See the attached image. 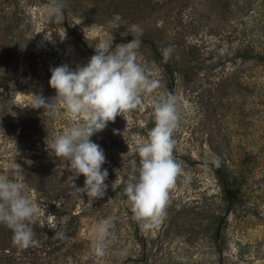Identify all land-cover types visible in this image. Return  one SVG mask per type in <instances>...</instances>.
Instances as JSON below:
<instances>
[{"label":"rangeland","instance_id":"1","mask_svg":"<svg viewBox=\"0 0 264 264\" xmlns=\"http://www.w3.org/2000/svg\"><path fill=\"white\" fill-rule=\"evenodd\" d=\"M148 1L134 7L131 0H56L57 14L54 0H0V58L4 42L12 40L29 39L33 53L15 75L16 109L0 111V177L12 178L14 164L23 168L38 210L29 226L39 241L18 247L12 230L0 224V264H264V59L257 56L264 57V8L255 11L264 2L151 0L149 7ZM133 38L155 43L141 40L137 62L160 87L144 97L142 108L117 116L91 137L105 152L102 168L109 175L105 196L90 204L73 186L82 188L85 177L75 179L67 161L47 150V138L74 121L43 115L32 102L34 95L55 97L50 69L86 65L96 50ZM168 47L171 92L170 74L155 52L162 56ZM169 93L180 118L173 156L182 172L159 222L146 229L124 188L133 162L139 163L137 146L155 126L153 105ZM214 166L230 179L232 206ZM102 222L105 254L97 256Z\"/></svg>","mask_w":264,"mask_h":264},{"label":"clouds","instance_id":"2","mask_svg":"<svg viewBox=\"0 0 264 264\" xmlns=\"http://www.w3.org/2000/svg\"><path fill=\"white\" fill-rule=\"evenodd\" d=\"M51 11L61 12L56 0ZM130 30L136 33L137 26L132 25ZM141 43L140 39L133 38L112 50H96L86 65H77L75 69L67 64L54 67L50 69L49 85L55 90V97L34 95L33 109H43V115L54 118L65 115L74 121L64 132L47 138V150L67 161L75 179L85 177L82 188L73 186L87 195L90 204L105 196L108 190L105 181L109 175L108 170L102 168L106 162L105 152L91 137L105 130L117 116L142 108L144 97L160 87V81L150 78L137 62L136 50ZM172 52L171 47L163 50L164 62ZM153 109L155 126L148 131L147 141L137 146L139 163L133 162L134 171L124 188L134 217L144 221L146 229L159 222L168 190L182 172L181 163L173 156V134L180 119L176 97L171 93L161 96ZM117 133L118 130H114V134ZM13 169L12 178L0 177V224L12 230V241L18 247L38 246L39 241L34 239L29 226L37 216V206L24 182L23 168L17 163ZM107 231L103 222L97 228L98 243L94 247L97 256L105 254L103 241Z\"/></svg>","mask_w":264,"mask_h":264},{"label":"trees","instance_id":"3","mask_svg":"<svg viewBox=\"0 0 264 264\" xmlns=\"http://www.w3.org/2000/svg\"><path fill=\"white\" fill-rule=\"evenodd\" d=\"M127 1L128 0H126V2ZM148 2H149V7L153 5L151 0H149ZM262 2H264V0ZM142 3H143V0H131V2H129V5H134L135 7L136 5L141 6ZM263 8H264L263 5H259L258 9L255 11H258L259 13H261ZM141 10H142L141 8H138V11L142 13L145 12L144 10L142 11ZM9 30H12V28L8 29L7 31ZM10 35H14V34H10ZM142 41L150 44L151 46L153 45L155 46V43L149 39H143ZM30 42L31 41L29 39L22 40L18 43L13 40L9 41L8 43L4 42V44L6 45V48L4 46V49H3L4 51L0 58V111L3 110L4 112L8 113L9 111L15 110L17 107L16 97L20 89V83L17 80H15L16 79L15 75L17 74V69H19L20 71L25 70L27 66L26 60L28 59V57H33L32 48H30L32 44ZM252 47L253 45L249 46V49L251 51V52L249 51L250 56H251V53L253 52ZM155 52L157 55V61L166 70V72L170 74L169 75V91L171 92L174 86V79H173L174 72L171 69L170 65L167 62H164L163 57L158 53V51L156 50ZM257 56L261 59H264L262 55H257ZM153 127L154 125L151 126L150 128H153ZM214 173L224 191L225 199L232 206V200H233L232 195H231L232 187H231V182H230V179L227 173L224 171V169L219 168L217 166H214ZM56 210L59 211L60 209L56 208ZM0 229H2V227H0ZM222 232H223L222 227H219L217 229L216 239H215L217 242L221 240Z\"/></svg>","mask_w":264,"mask_h":264}]
</instances>
